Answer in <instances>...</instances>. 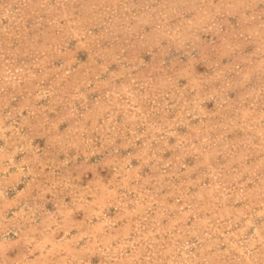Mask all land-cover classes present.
I'll list each match as a JSON object with an SVG mask.
<instances>
[{"label": "rangeland", "instance_id": "374dc122", "mask_svg": "<svg viewBox=\"0 0 264 264\" xmlns=\"http://www.w3.org/2000/svg\"><path fill=\"white\" fill-rule=\"evenodd\" d=\"M0 264H264V0H0Z\"/></svg>", "mask_w": 264, "mask_h": 264}]
</instances>
